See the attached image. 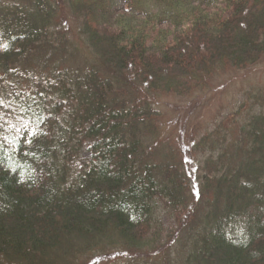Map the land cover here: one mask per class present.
I'll use <instances>...</instances> for the list:
<instances>
[{"label":"trees","instance_id":"obj_1","mask_svg":"<svg viewBox=\"0 0 264 264\" xmlns=\"http://www.w3.org/2000/svg\"><path fill=\"white\" fill-rule=\"evenodd\" d=\"M0 45V264H264V94L184 145L156 108L262 62L264 0H0Z\"/></svg>","mask_w":264,"mask_h":264},{"label":"rangeland","instance_id":"obj_2","mask_svg":"<svg viewBox=\"0 0 264 264\" xmlns=\"http://www.w3.org/2000/svg\"><path fill=\"white\" fill-rule=\"evenodd\" d=\"M118 5V4H117ZM70 22L69 27L72 26ZM74 27L68 29L71 35L76 34ZM78 44L75 59L70 66L76 68L92 58L82 41L75 38ZM264 94V60L257 66L241 71H217L208 86L200 93H194L188 98L162 96L156 102V108L163 117L164 138L169 136L176 140L182 135L181 144L186 140H197L205 132H212L219 127L232 128L239 122V117L251 114L257 109L254 95ZM238 112L237 116L229 117ZM208 156V153L206 154ZM196 159L199 161L200 156ZM173 252H166L170 257ZM130 252L115 247H99L78 258L77 264H130L134 259ZM133 264H155L154 259L137 260Z\"/></svg>","mask_w":264,"mask_h":264},{"label":"snow or ice","instance_id":"obj_3","mask_svg":"<svg viewBox=\"0 0 264 264\" xmlns=\"http://www.w3.org/2000/svg\"><path fill=\"white\" fill-rule=\"evenodd\" d=\"M0 50H7V45H0ZM3 101L0 100V104H2Z\"/></svg>","mask_w":264,"mask_h":264}]
</instances>
